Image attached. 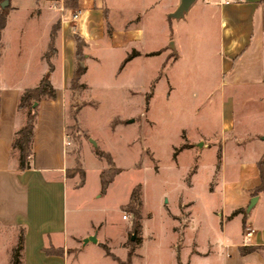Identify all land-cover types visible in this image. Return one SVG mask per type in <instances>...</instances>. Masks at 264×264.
<instances>
[{"label": "crops", "instance_id": "1", "mask_svg": "<svg viewBox=\"0 0 264 264\" xmlns=\"http://www.w3.org/2000/svg\"><path fill=\"white\" fill-rule=\"evenodd\" d=\"M35 2L9 0L5 24L6 27L10 13L25 11L28 20L39 21L45 29L41 42L32 35L28 45H24L29 66L24 67L22 79L0 82V254H5L3 264H11V254L19 237L23 241L22 264H67L66 256L77 248V241L83 242L84 238L94 235V244L101 246L105 244L102 239H111L105 232L100 239L97 230L100 220L88 216L85 225L80 227L81 216L77 215L80 210L92 209L83 207V197L78 193L86 185L89 172L95 177L92 197L106 195L113 182L112 179L101 192L100 172L108 163L95 150L110 151L104 145V138L90 132L79 119L83 107H95L99 102L92 96V85L83 80L88 64L98 62L105 52L117 50L123 54L122 68L141 56H160L174 61L185 50L183 40L189 37L196 40L202 62L212 63L203 76L213 74L215 79L207 90L193 93L203 96L199 98L203 108L197 104L198 113L205 111L206 102H212L216 117L187 126L183 124L179 131L182 143L188 146L186 152L199 156L207 150L206 154L210 151L212 158L201 164L207 169L201 193L192 192L193 182L188 175L197 173L198 164L191 163L171 200L165 197L166 202L177 205L171 210V216L167 214L170 227L173 232L188 228L194 232L195 241L186 250L184 264H264V185L253 192L261 183L260 159L264 169V0L237 3L192 0L179 16H175V12L181 0H77L73 9L65 7L63 0ZM55 2L62 3L64 11L51 9ZM76 9L81 10V16L73 22L71 14ZM56 23L59 28L54 38L55 50L47 58L51 28ZM38 24L36 22L34 27ZM181 27L185 30L181 31ZM147 32H151V36L155 32L163 39L154 42L153 37H147ZM76 35L83 41L81 59L76 56ZM129 51L133 55L126 60L124 55ZM44 76L48 77L56 96L38 102L33 158L29 167L19 168L18 151L12 148V138L14 131L24 123L25 110L17 109L18 98L23 90L36 87ZM75 78L79 84L76 89L71 86ZM134 88L128 84L123 89L134 95ZM153 89L151 84V95ZM75 102L81 106L74 118L71 107ZM120 121L114 118L110 123L114 128ZM74 124L80 135L78 157L79 166L84 170L82 181L77 172H69L76 166L77 144L71 138V144L64 147L67 126ZM175 167L179 168V164ZM122 169L120 167L117 173ZM154 171L160 172L159 165L154 166ZM69 186L73 187L70 194ZM133 187L119 202L120 207L129 201ZM253 196L256 199L249 205ZM185 204L189 211L186 218L180 214V207ZM195 206L200 212L193 211ZM140 211L142 231L141 207ZM71 212L76 214L70 216ZM247 226L253 227L255 233L245 244L243 232ZM87 243L93 242H83ZM250 246L254 249L246 251ZM104 255L107 256L105 252ZM207 257L208 261H204Z\"/></svg>", "mask_w": 264, "mask_h": 264}, {"label": "rangeland", "instance_id": "2", "mask_svg": "<svg viewBox=\"0 0 264 264\" xmlns=\"http://www.w3.org/2000/svg\"><path fill=\"white\" fill-rule=\"evenodd\" d=\"M28 1L23 0L25 4ZM10 4L9 1L4 7L0 4V12L8 11ZM24 13H10L0 37V82L22 79L24 67L29 66L24 45H28L32 35L36 36L37 42H41L44 36L45 27L37 20H28ZM173 19L176 20L175 17ZM36 22L39 23L37 28L34 27ZM180 30L185 28L181 27ZM150 34L147 32V37H153L154 42L163 39L155 32H152V36ZM183 42L186 44L185 50L174 61L160 56H141L126 63L124 68L120 61L123 55L121 51L105 52L98 62L88 64L83 78L92 85V96L99 102L95 107H83L79 119L90 132L104 138V145L111 152L116 165L124 169L114 176L108 193L100 197L91 196L95 177L89 172L86 185L78 193L83 197V207L92 209L78 211L77 215L81 216L79 226L85 225L88 216L100 220L97 222L100 239L102 232L111 238L109 241L102 239V242L123 260L131 250L130 264H184L187 260L186 250L195 241L191 228L172 231L168 215L171 216V210L177 205L166 202L165 197L170 199L179 188L191 163L198 164L197 173L188 175L193 182L192 192L198 195L203 191L207 169L201 164L204 160L209 162L212 153L208 151L206 154L207 150H203L197 156L191 151L186 152L188 146L182 143L179 130L183 124L187 126L204 118L215 119L214 104L206 102L205 111L198 113L197 104L200 105L199 98L203 96L193 95L199 89L207 90L215 79L213 74L206 78L203 76L212 63L202 62L197 54L196 40L189 37ZM132 54L129 51L124 56L128 59ZM128 84L131 88L135 87L133 90L136 94L129 95L128 90L123 89ZM151 84L154 85L152 95ZM80 104L75 102L71 112H75ZM200 108L203 106L200 105ZM114 118L122 121L113 128L110 121ZM75 125L73 130L77 127ZM175 148H178L177 152L173 151ZM176 162L179 168L175 167ZM156 165H159V173L154 171ZM137 184L140 185V207L144 216L142 231L139 227L134 228L131 213L119 205L129 188ZM71 189L73 187L69 186V194ZM186 205L180 207V214L184 218L189 215ZM193 211L198 213L200 209L195 206ZM73 214L76 212L69 215ZM124 214L126 219L123 218ZM76 247L66 256L67 264H120L105 256L103 248L97 243L83 244L77 241ZM4 258L5 254H0V264H3Z\"/></svg>", "mask_w": 264, "mask_h": 264}, {"label": "trees", "instance_id": "3", "mask_svg": "<svg viewBox=\"0 0 264 264\" xmlns=\"http://www.w3.org/2000/svg\"><path fill=\"white\" fill-rule=\"evenodd\" d=\"M1 1V0H0ZM3 1V0H2ZM9 1V0H8ZM64 5L67 8H75L77 5V0H63ZM10 8V6L8 7ZM7 18V11L2 10L0 12V37L1 32L6 24ZM59 28V23H56L52 26L50 32V41L48 45V50L46 52V57L48 58L50 55L53 54L54 48V38L56 36V32ZM75 44H76V56L78 59L82 58V48H83V41L82 39L76 35L75 36ZM133 55V54H132ZM131 56V55H130ZM129 56V57H130ZM128 57V58H129ZM127 60V59H126ZM72 88L76 89L79 87L77 79L75 78L71 84ZM56 96V91L51 85L47 76H44L39 84L33 88H27L22 91L18 98L17 109L18 110H25V120L24 123L14 131L13 138H12V148L18 151V167L19 168H27L30 166V162L33 158V137H34V128L36 123L37 117V106L38 102L43 98H54ZM34 101H37V104H33ZM76 112V111H75ZM75 112H71L72 117L75 118ZM74 125L67 126V132L71 136V138L77 144V148L75 149L76 152V166L73 167L69 172H77L80 176L81 181L84 178V170L79 166L80 161L78 157L79 151V139L80 135L77 132V129L74 130ZM95 153L105 158L108 163L107 167H104L100 172V181H101V192H104L107 188L108 183L113 179L114 175L120 170V167L115 165L112 155L110 152L105 151L103 149H96ZM263 160L260 159L258 161L259 172L261 176V183L253 189V192L260 190L264 185V169H263ZM140 185L137 184L133 187L130 193L129 201L123 206V209L128 210L132 215V222L134 228L139 227V220L141 218V198H140ZM22 237H19L16 246L13 248L11 254V264H22L21 257H22ZM105 254L112 258L113 260L117 261L120 264H130V258L132 256V251L129 250L127 253L126 260H122L117 255L112 253L109 247L106 244H101ZM254 249V247L250 246L247 247L245 250L250 251Z\"/></svg>", "mask_w": 264, "mask_h": 264}, {"label": "built area", "instance_id": "4", "mask_svg": "<svg viewBox=\"0 0 264 264\" xmlns=\"http://www.w3.org/2000/svg\"><path fill=\"white\" fill-rule=\"evenodd\" d=\"M222 1L237 3V2H240L242 0H222ZM50 8L56 9L59 11H64V6L62 3L58 4L55 2L50 6ZM80 16H81V10L76 9L71 14V20L73 22H77L79 20ZM71 141H72L71 136L69 135V133L67 131H65V133H64V147L66 148L68 145H70ZM123 217H126V215L124 214ZM254 233H255V229L253 227H251V226L245 227L244 232H243V238H244L243 243L247 244L250 241V239Z\"/></svg>", "mask_w": 264, "mask_h": 264}, {"label": "water", "instance_id": "5", "mask_svg": "<svg viewBox=\"0 0 264 264\" xmlns=\"http://www.w3.org/2000/svg\"><path fill=\"white\" fill-rule=\"evenodd\" d=\"M191 1L192 0H181L180 5L178 6V8L175 12V16H179L183 10L187 9V7ZM7 3H8V0H3L0 4L2 7H4ZM33 104L34 105L37 104V101H34ZM93 143L95 144L94 141H93ZM198 145H201V142H199ZM255 199H256V196H253L250 200L249 205H251ZM133 239H134V236L131 237V240H133ZM88 241L96 242V237L93 235V236H89L87 238H84V240H83V242H88Z\"/></svg>", "mask_w": 264, "mask_h": 264}]
</instances>
